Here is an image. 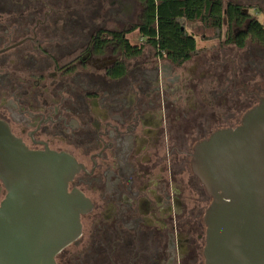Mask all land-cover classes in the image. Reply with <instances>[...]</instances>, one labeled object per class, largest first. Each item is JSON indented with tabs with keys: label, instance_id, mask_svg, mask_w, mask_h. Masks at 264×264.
Instances as JSON below:
<instances>
[{
	"label": "flooded vegetation",
	"instance_id": "obj_1",
	"mask_svg": "<svg viewBox=\"0 0 264 264\" xmlns=\"http://www.w3.org/2000/svg\"><path fill=\"white\" fill-rule=\"evenodd\" d=\"M63 1L9 0L0 10V119L29 150L72 156L78 169L67 190L90 204L55 264H205L209 197L190 157L194 143L218 128L207 132L210 124L200 122L188 133L175 124L200 101L208 105L197 55L175 64L144 44V0H88V23L78 25L88 40H64L56 7ZM228 4L247 22L264 17V0H221L223 14ZM134 31L139 41H128L141 51L128 57L115 37ZM226 33L223 22L214 44L222 65L239 62L242 51ZM218 80L221 91L241 92L235 77ZM4 193L0 182V201Z\"/></svg>",
	"mask_w": 264,
	"mask_h": 264
},
{
	"label": "water",
	"instance_id": "obj_2",
	"mask_svg": "<svg viewBox=\"0 0 264 264\" xmlns=\"http://www.w3.org/2000/svg\"><path fill=\"white\" fill-rule=\"evenodd\" d=\"M190 167L209 197L205 264H264V96L194 143ZM77 169L67 153L29 150L0 119V264H55L79 236L90 204L67 190Z\"/></svg>",
	"mask_w": 264,
	"mask_h": 264
},
{
	"label": "trees",
	"instance_id": "obj_3",
	"mask_svg": "<svg viewBox=\"0 0 264 264\" xmlns=\"http://www.w3.org/2000/svg\"><path fill=\"white\" fill-rule=\"evenodd\" d=\"M144 13L141 24H139V34L144 39V44L153 45L159 55H163L172 63L180 64L200 53L196 36L188 32L184 26L185 21L200 20L206 26L213 28L217 36L221 32L223 22H225L227 33L226 41L235 43L237 47L246 51L249 55H264V27L255 20L241 15L238 7L228 4L225 7V14L222 13L221 0H144ZM61 4V5H60ZM58 6L61 14L62 33L64 40H78L86 42L89 30L86 27L78 26L87 24L89 3L88 0H64ZM9 0H0V10L9 9ZM244 29L234 33L233 27L242 26ZM112 39L122 42L123 48L127 51V56L132 57L140 53L138 46L131 44L128 39H121L113 33H108ZM115 37V38H114ZM249 40L253 46L246 47L245 41ZM249 44V43H248ZM140 46V45H139ZM248 46V45H247ZM263 52V53H262ZM258 55V56H259ZM253 63L255 61L248 57ZM230 69L235 71L233 64ZM236 62L234 63L235 66ZM249 64V63H248ZM254 72L258 69L253 64H249ZM232 76V75H231Z\"/></svg>",
	"mask_w": 264,
	"mask_h": 264
},
{
	"label": "rangeland",
	"instance_id": "obj_4",
	"mask_svg": "<svg viewBox=\"0 0 264 264\" xmlns=\"http://www.w3.org/2000/svg\"><path fill=\"white\" fill-rule=\"evenodd\" d=\"M133 6L130 8L131 11L134 8ZM250 13L254 16L255 12L253 13V10H250ZM255 18L259 22H262L264 26L263 16L256 15ZM184 26L188 32L196 36L198 49H202L196 56L198 66L194 70L198 77L204 74L203 85L207 90L208 105L201 103L196 94L195 98L200 101L198 105L201 107L195 112L191 111L186 118L181 117L180 119H175L177 130L189 133V130H192L194 125L200 122L203 124L208 122L210 124L207 132L215 128L228 126L229 124H238L242 114L257 102V96H264V55L261 56L262 54H258L259 56H254L255 61L252 64L254 67L258 68L254 72L248 64V57L252 60L254 53L248 55L246 51L235 52L238 57L236 60H239V62L236 61L235 66L233 64L235 71H232L230 69L231 64L227 63L229 61L222 65L223 59L222 57L221 59L219 58L217 49L214 45L216 44V40L220 38V34L217 36L213 28L211 29L209 26H206L200 20L185 21ZM127 37L131 43L139 41L136 31L127 34ZM231 55L233 56L234 53H231ZM193 61L194 60L191 61V64ZM231 75L236 78L237 85L236 83L235 85L241 92H233L230 87L229 89L223 87L224 90H220L218 79L221 77L228 79ZM243 90L247 93L255 91V94L254 96L252 94L249 96L247 93L243 92ZM233 110H238V112H233ZM220 115H222V117H220ZM230 116H234L235 119L229 120L228 117Z\"/></svg>",
	"mask_w": 264,
	"mask_h": 264
}]
</instances>
